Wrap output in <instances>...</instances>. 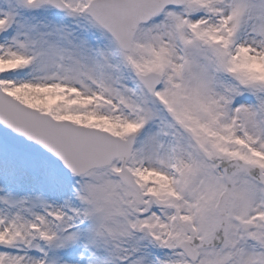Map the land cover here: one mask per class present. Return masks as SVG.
Instances as JSON below:
<instances>
[{
	"label": "snow or ice",
	"instance_id": "obj_1",
	"mask_svg": "<svg viewBox=\"0 0 264 264\" xmlns=\"http://www.w3.org/2000/svg\"><path fill=\"white\" fill-rule=\"evenodd\" d=\"M0 264H264V0H0Z\"/></svg>",
	"mask_w": 264,
	"mask_h": 264
}]
</instances>
